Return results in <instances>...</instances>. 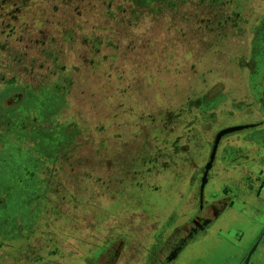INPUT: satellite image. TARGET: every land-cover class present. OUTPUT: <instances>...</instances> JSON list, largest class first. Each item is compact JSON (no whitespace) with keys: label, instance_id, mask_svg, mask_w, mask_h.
Here are the masks:
<instances>
[{"label":"rangeland","instance_id":"374dc122","mask_svg":"<svg viewBox=\"0 0 264 264\" xmlns=\"http://www.w3.org/2000/svg\"><path fill=\"white\" fill-rule=\"evenodd\" d=\"M252 107L264 0H0V264L138 258Z\"/></svg>","mask_w":264,"mask_h":264},{"label":"flooded vegetation","instance_id":"af4514ba","mask_svg":"<svg viewBox=\"0 0 264 264\" xmlns=\"http://www.w3.org/2000/svg\"><path fill=\"white\" fill-rule=\"evenodd\" d=\"M251 109L257 117L238 125H253L220 139L208 172L206 165L216 136L227 127L215 133L204 157L189 172L183 220L173 217L156 224L152 241L148 248L143 246L138 258L125 249L120 253L113 243L99 248L88 257L87 264H122L125 258L137 264H183L185 254L189 259L187 264H262L264 220L249 217L239 209V206L248 209L253 206L264 215V171L255 156L264 150V111L256 115L258 107ZM204 177L207 180L202 187ZM242 215L247 216L242 219ZM235 223L243 233L234 227ZM226 224L228 230L221 227Z\"/></svg>","mask_w":264,"mask_h":264},{"label":"crops","instance_id":"0c3cea01","mask_svg":"<svg viewBox=\"0 0 264 264\" xmlns=\"http://www.w3.org/2000/svg\"><path fill=\"white\" fill-rule=\"evenodd\" d=\"M243 134V133H242ZM255 147V146H254ZM255 148H258V146H256ZM256 156V158H257V162H258V165H259V167H262V169H263V171H264V150L262 151V150H260L259 152H258V154L257 155H255ZM258 167V168H259ZM256 207H253V206H251V209H248V208H246V207H243V206H239V209H240V211L241 212H243V213H245V214H247L249 217H252V218H254V217H256V218H259V219H261V220H264V215H262L261 213H259L258 212V209L256 208ZM247 215H242V219L243 218H246V216ZM227 224H232V223H227ZM222 225L221 227L222 228H225V230L227 229L228 230V228H229V226L228 225ZM236 229L238 228V230H239V233H243V229H239V228H241V226L238 224V223H235V226H234ZM227 232V231H226ZM225 232V233H226ZM199 255V254H198ZM197 255V256H198ZM185 259H186V254H185V257H184ZM182 263H183V260H182Z\"/></svg>","mask_w":264,"mask_h":264},{"label":"water","instance_id":"95a60500","mask_svg":"<svg viewBox=\"0 0 264 264\" xmlns=\"http://www.w3.org/2000/svg\"><path fill=\"white\" fill-rule=\"evenodd\" d=\"M252 125L253 124L233 125V126H229L227 128H224L220 132H218V134L216 136L215 143H214V147H213V150H212V153H211L210 161L206 165V173L208 172V170L210 169V167L212 165V162H213V159L215 157L216 150H217V147H218L220 139L227 133H231V132L238 131V130H241V129H244V128H248V127H250ZM206 180H207L206 177H204L202 187L205 186Z\"/></svg>","mask_w":264,"mask_h":264}]
</instances>
